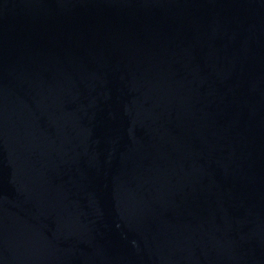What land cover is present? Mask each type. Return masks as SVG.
<instances>
[{
  "label": "water",
  "instance_id": "1",
  "mask_svg": "<svg viewBox=\"0 0 264 264\" xmlns=\"http://www.w3.org/2000/svg\"><path fill=\"white\" fill-rule=\"evenodd\" d=\"M0 264H264V0H0Z\"/></svg>",
  "mask_w": 264,
  "mask_h": 264
}]
</instances>
